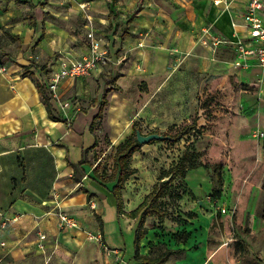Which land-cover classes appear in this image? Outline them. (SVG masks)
Masks as SVG:
<instances>
[{"label": "crops", "instance_id": "obj_1", "mask_svg": "<svg viewBox=\"0 0 264 264\" xmlns=\"http://www.w3.org/2000/svg\"><path fill=\"white\" fill-rule=\"evenodd\" d=\"M15 1L24 5L29 0H0V27L5 26L14 34L23 35V51L18 53L17 63L8 66L6 72H0V212L12 220L7 228L0 227V242L6 243L0 246V264H85L91 248L98 253L100 264H144L135 259L140 215L132 218L130 213L153 190L162 170L152 164L146 169L143 159L140 162V156L145 152L157 154L161 144L167 147L168 143L144 144L139 152L133 154L130 166L136 173L129 178L122 191V214L118 211L113 193L117 180H105L110 177L113 165L111 170L105 171V161L101 162L109 156L114 164L116 148L133 133L135 122L139 123L144 135L169 133L167 130L174 125L189 124L192 131L181 140L182 152L194 143L202 157L210 147L204 145L213 138L228 147L236 126L232 109L247 86L256 88L255 105L264 117V72L253 60L249 61L247 68L235 66L236 49L227 43L243 39L249 46L255 45L251 43L243 21L249 0H223L229 4L228 8L224 4H212V10H207L199 22V44L206 53L199 59L208 63L207 67L199 64V72L217 74L222 69L228 71L223 77H217L220 84L213 87L215 91L223 89L229 94L225 103L229 114L225 118L215 117L217 113L208 118L203 103L191 87L163 83L164 77L157 74L159 54L152 48L137 46L141 41L145 45L146 39L133 35L137 34L134 29H138L135 23L122 35L96 30L95 34L102 40L104 49H108L107 35H110L123 43V54L119 57L113 54L112 63L100 66L87 77L61 83L59 94L71 103V107L63 112L52 100L53 114L61 120L51 118L40 90V87L44 88L51 97L47 82L59 69L61 56L49 63L47 69L31 57L24 56L38 43L36 57L50 59L55 50L65 45L66 32L55 29L48 21L43 24L41 19H37L32 27L17 19ZM137 1L131 0V3L135 5ZM177 1L188 12L186 2L189 0ZM92 5L98 12L108 11L105 0L93 1ZM262 17L264 19V12ZM148 20H144V25ZM152 21L150 27L156 24L155 20ZM233 21L238 24L237 27L233 26ZM112 24L115 25L114 22ZM42 29L45 36L40 40ZM147 37L151 41L156 38L154 35ZM172 37L179 39L174 35ZM185 38L188 35L180 37L182 44ZM213 38L221 42L215 44ZM133 45L135 49L131 48ZM89 50V43H86L81 48V55H74L72 51L70 58L80 60L89 54ZM113 51L117 54V49ZM169 58L161 60L167 62ZM229 76L239 82L236 89L225 85ZM110 78L114 84H111ZM143 84L144 89L140 88ZM205 89L203 85L202 93ZM196 91L199 92V89ZM99 122L105 125L106 131L98 128ZM148 126L150 129H146ZM261 131L264 132V126ZM211 150H206L208 155ZM192 171L200 173L201 167L190 170L188 175ZM144 173L149 177L148 182L142 185L140 182ZM59 210L67 211L78 223L87 221L86 227L93 231H82L78 227L60 229ZM97 217L101 220L100 227L95 219ZM209 228L207 233L205 230L186 231L187 236L175 245L171 238L159 241L157 231L148 229L140 242V254L161 263L160 257L166 250L155 255L149 247L154 242L152 239L157 240L153 243L156 245L171 240L173 246L168 249H172L173 253L163 264H215L211 256L213 242L210 241ZM88 232L101 234L108 248L123 255V262L115 263L112 257H106L99 244L89 241ZM40 234L47 236L44 250L38 247ZM74 258L77 261H73Z\"/></svg>", "mask_w": 264, "mask_h": 264}, {"label": "rangeland", "instance_id": "obj_2", "mask_svg": "<svg viewBox=\"0 0 264 264\" xmlns=\"http://www.w3.org/2000/svg\"><path fill=\"white\" fill-rule=\"evenodd\" d=\"M93 1L101 0H29L24 5L15 1L17 19L24 20L31 27L37 19H41L43 24L48 21L53 23L55 29L66 32L63 41L65 45L55 50L50 59L42 60L36 57L38 52L35 49L38 48V43L24 57H31L33 61H37L42 64L40 66H45L47 69L48 64L60 56L72 57V51L74 55H81V48L88 43L90 32L101 29L106 34L122 35L137 23L138 29H134L137 34L133 35L146 39L145 45L141 41L137 46L152 48L159 54L157 74L164 77L163 83L191 87L203 103L206 113L209 114H207L208 118H212L214 113H217L215 117L222 118L229 114L228 106L225 104L229 94L223 89L215 91L213 88L220 84L217 77H223L228 71L222 69L217 74L210 72L205 74L198 70L199 64L203 67L208 66V63L199 59L202 55H206L199 44V22L201 17L206 15L207 10H212L214 1L189 0L186 2L189 5V10L186 12L185 7H182L177 0H139L135 5L131 0H105L108 8L105 13L96 11L92 5ZM139 11L145 14L141 15ZM145 19L149 20L144 25ZM152 20L156 21L154 28L149 25ZM147 35H154L155 41H151ZM173 35L179 39L175 40L176 37L173 38ZM182 35H188L184 44H182L183 39H180ZM44 36L45 31L42 29L40 40ZM22 38L23 35L14 34L11 29L0 27V66L8 67L17 63V55L23 51ZM107 39L108 51L105 50L109 62L112 63V55L118 57L122 55L124 46L120 40L113 39L110 35H107ZM114 48L117 49V54L113 51ZM131 48L135 49V46ZM169 56L173 58H169L167 62L161 60ZM187 57L192 58L187 60ZM109 81L111 82V78ZM237 84L239 82L235 81L233 76H229L225 82V85H230L233 89L237 88ZM203 85L206 87L204 93H202ZM140 88L144 89L145 85ZM197 89L199 92L196 91ZM255 95L256 88L247 86L238 96V104L232 109L236 126L231 135V145L222 146L216 138L204 145L212 148L209 155L206 151L208 148L202 154L200 161L204 167H201L200 173L192 171L186 178L193 194L189 196V187L176 180L168 187V197L163 200L168 210L165 221L160 222L155 216L146 219V227L151 231H157L155 233L159 241L163 238H171L175 245L179 239L185 238V235L177 236V234L183 231L203 230L207 233L210 226V241L213 242L211 256L215 264H264V137L262 136L264 132L261 131L264 117L261 109L255 105ZM245 102L247 105L244 106ZM193 119L196 121L197 118ZM176 127L177 125H174L167 131L171 134L181 129L187 134L192 131V126L189 124ZM98 128L107 130L102 122H99ZM146 129H150L149 126ZM180 145L181 141L168 144L167 147L166 144H161L159 153H142L140 162L143 159L142 163L146 169L152 164L157 169L161 168L159 170H168L176 164L183 153ZM103 162L105 164L103 169L111 170L113 165L111 157H104L101 163ZM143 177L140 182L142 185L148 182L149 174L144 173ZM217 192L221 194L220 198L215 196ZM189 213H193L194 217L188 218ZM95 219L100 227L101 220L98 217ZM85 224L87 221L79 223L78 229L93 231ZM87 238L89 239L88 235ZM89 241L93 242L90 239ZM152 241L157 240L153 238ZM153 243L149 247L155 255L173 246L171 240L168 243L159 242L157 245ZM101 248L104 255L108 258L112 257L115 263L123 262V255L114 256ZM89 251L91 252L87 253L85 264H100L98 253L93 248ZM75 258L73 261H77Z\"/></svg>", "mask_w": 264, "mask_h": 264}, {"label": "trees", "instance_id": "obj_3", "mask_svg": "<svg viewBox=\"0 0 264 264\" xmlns=\"http://www.w3.org/2000/svg\"><path fill=\"white\" fill-rule=\"evenodd\" d=\"M32 65V64H31ZM42 97L46 103L48 112L52 119L61 120L60 117L54 116L53 114V106H52V98L48 94V92L41 88ZM101 113H99V116ZM94 127V123L92 124ZM142 131L138 122L133 124V133L128 136L124 141H122L116 148V153L114 157L113 170L107 179V182L117 180V183L114 187L113 193L117 202L118 211L120 214L123 213V197L122 191L125 189L126 182L129 180L131 176L136 173V170L131 168V160L133 154L135 152H139L141 150L142 144H140L137 140L136 131ZM192 130V129H191ZM164 136L170 137L165 140H154L151 143L156 142H165L168 144H174L180 142L187 132L184 129L177 131L175 134L171 133H161ZM201 154L197 151L194 143H191L186 150L179 156L178 161L175 165H173L168 170H162L158 181L154 185L153 190L145 197L143 203L140 206L130 213L132 218H137L140 215V222L138 224L136 230V241H135V259L138 262H142L144 264H163V262L173 253L172 249H166L165 253H163L161 263H155L153 259L149 256H144L140 254V242L148 233V228L145 226L146 219L149 216H155L159 219L160 222H164L166 217L168 216V210L164 206V199L168 197V187L173 184L176 180H180L184 186L189 187L186 178L190 170L203 167L204 165L201 163ZM167 180V181H164ZM188 195H192L193 191L189 187ZM220 193L217 192L215 196L220 198ZM194 214L189 213L188 218H193ZM187 236V232L183 231L181 234H177V236ZM159 258V259H160ZM164 258V259H163Z\"/></svg>", "mask_w": 264, "mask_h": 264}, {"label": "built area", "instance_id": "obj_4", "mask_svg": "<svg viewBox=\"0 0 264 264\" xmlns=\"http://www.w3.org/2000/svg\"><path fill=\"white\" fill-rule=\"evenodd\" d=\"M214 4L220 6L221 4L226 5L228 8V3L223 0H214ZM264 12V0H249L247 3L246 11L243 14L244 26L247 28L250 35L251 43H255L254 46H249L247 41L239 39L236 42L228 41L230 45L234 46L236 49L237 58L234 62L237 67H249V61H256L258 66L264 72V19L262 13ZM233 26L237 27L238 24L233 21ZM215 44L220 43L221 40L218 38H213ZM89 43V54L80 60H73L70 58L61 57L59 69L52 74L48 79L47 88L51 94V98L58 105V108L66 112L71 107L69 101L64 100L59 94V87L61 83L68 79H76L80 77H87L91 73L97 70L100 66L107 65L109 62L108 53L103 48L102 40L98 38L95 32H90L88 34ZM7 67L0 66V72H6ZM264 137V133H262ZM94 207V205H91ZM1 222L0 227L2 229L7 228L9 223L12 221L11 218L5 216L0 212ZM59 220L60 229H71L78 227V221L71 216L67 211L59 210L57 213ZM90 240L96 242L101 247L105 249L110 254H119L117 250L108 248L103 240L101 234L88 233ZM47 236L45 234H40L38 247L41 250L45 249L44 241ZM5 242H0V246H5Z\"/></svg>", "mask_w": 264, "mask_h": 264}, {"label": "water", "instance_id": "obj_5", "mask_svg": "<svg viewBox=\"0 0 264 264\" xmlns=\"http://www.w3.org/2000/svg\"><path fill=\"white\" fill-rule=\"evenodd\" d=\"M136 135H137L138 142L142 145L149 144L154 140H165V139L170 138L168 136H164V135L159 134V133H150V134L144 135L139 130L136 131Z\"/></svg>", "mask_w": 264, "mask_h": 264}]
</instances>
